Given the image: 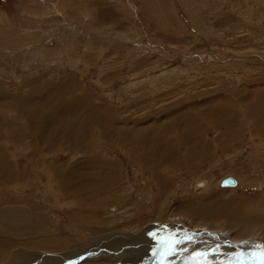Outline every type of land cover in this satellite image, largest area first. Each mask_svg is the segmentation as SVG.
Returning <instances> with one entry per match:
<instances>
[{
	"label": "rangeland",
	"instance_id": "obj_1",
	"mask_svg": "<svg viewBox=\"0 0 264 264\" xmlns=\"http://www.w3.org/2000/svg\"><path fill=\"white\" fill-rule=\"evenodd\" d=\"M0 189V259L155 231L68 264H264V0H0Z\"/></svg>",
	"mask_w": 264,
	"mask_h": 264
},
{
	"label": "bare ground",
	"instance_id": "obj_2",
	"mask_svg": "<svg viewBox=\"0 0 264 264\" xmlns=\"http://www.w3.org/2000/svg\"><path fill=\"white\" fill-rule=\"evenodd\" d=\"M74 88H72V89L74 90ZM73 90H70L68 93H71ZM76 95H78V94H76ZM48 98H51V97H48ZM71 101H72V99L68 100L69 104L73 103ZM57 112H58V110L55 111L56 114H57ZM45 114H46L45 110H42L41 114H39V115L44 116ZM89 116H91V115H89ZM8 131H11V129H9ZM4 134L6 136L10 135L8 133H4ZM187 159H188V157H187ZM89 172H91V174ZM92 174H93V171H87L84 173V175L80 174L76 180L69 181V182L61 181L60 185H57V187L59 190L60 189L63 190L65 187H70V185L76 184V185L80 186V189L82 191V193H80L78 197L82 198L83 202H90V201H92L90 199V197H92V199H94V194H93V196H91L90 193L88 194V189H93L92 188L93 186L99 187L101 184H103L102 182L97 180L98 178L96 179L94 177V174L93 175ZM13 176L18 177L19 174L15 172L13 174ZM15 181H17V179H15ZM19 183L24 184L23 182H21V180H19ZM238 184H239V181H238ZM102 186H104V185H102ZM230 187H234V186H230ZM0 190H2V189H0ZM96 191L101 196V194L105 192V187H100V188L96 189ZM76 202H78V201H76ZM93 210H95L96 212H100L103 209H101V207H97ZM2 218H6V212L2 213ZM13 228H15V227H13ZM155 233H156L155 231L154 232L147 231L144 234H142L141 236H139V238L133 236V237H129V238H118V239H114V240L112 239L114 236H107V237L96 239L94 244L85 243L84 245H82V247L78 251H76L74 253L72 250H70L69 252L67 251V252L62 253V254L51 255V254L41 253V252H31L28 249L34 248L37 250H47L50 247V248H54V249L57 248L60 250H64L67 248V246L60 241H56L55 244H51L47 241H44L41 238H38V236L42 235V233L40 231H35L34 234L32 235L33 240H31V238L26 240V236H29L28 233H27L28 235L22 234L23 236H18L17 238H15L17 242L23 243V246L19 249L13 250L10 253L9 257H4V259H0V264H68L72 260L73 261L79 260V257H81V259L84 260V259H89L91 257H100L101 255H104L103 258L112 259V258L116 257L118 259L123 260L124 262L134 263V261H132L133 258H136L139 255V253L136 252L137 248H139V250H140V248H142V250L147 249L145 247V245L148 243V241L154 240L155 236L156 237L160 236V235L158 236ZM150 234H155V235L151 236ZM149 237H152V239L148 240ZM10 238L12 239L14 237L11 236ZM110 239H112V240H110ZM27 244H30V246H27ZM7 246L9 247L10 245H7ZM12 247L13 246H10V248H12ZM196 248L201 249V247L199 248V246H197ZM136 253H137V255L134 256ZM138 258H140V257H138ZM150 264H152V263H150Z\"/></svg>",
	"mask_w": 264,
	"mask_h": 264
},
{
	"label": "snow or ice",
	"instance_id": "obj_3",
	"mask_svg": "<svg viewBox=\"0 0 264 264\" xmlns=\"http://www.w3.org/2000/svg\"><path fill=\"white\" fill-rule=\"evenodd\" d=\"M150 235L154 236L155 234H150ZM178 243H180V241L173 238L172 243L170 245V250L174 251V245L178 244ZM196 255L200 259H206V257H207V253H197Z\"/></svg>",
	"mask_w": 264,
	"mask_h": 264
},
{
	"label": "water",
	"instance_id": "obj_4",
	"mask_svg": "<svg viewBox=\"0 0 264 264\" xmlns=\"http://www.w3.org/2000/svg\"><path fill=\"white\" fill-rule=\"evenodd\" d=\"M224 185L231 186V185H236L237 181L234 177H227L223 180Z\"/></svg>",
	"mask_w": 264,
	"mask_h": 264
}]
</instances>
